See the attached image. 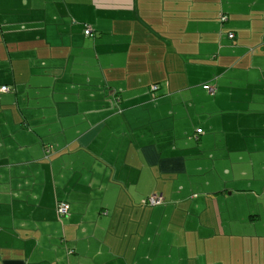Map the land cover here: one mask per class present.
I'll use <instances>...</instances> for the list:
<instances>
[{
    "label": "crops",
    "instance_id": "0c3cea01",
    "mask_svg": "<svg viewBox=\"0 0 264 264\" xmlns=\"http://www.w3.org/2000/svg\"><path fill=\"white\" fill-rule=\"evenodd\" d=\"M0 264H264V0H0Z\"/></svg>",
    "mask_w": 264,
    "mask_h": 264
},
{
    "label": "built area",
    "instance_id": "2783aa9c",
    "mask_svg": "<svg viewBox=\"0 0 264 264\" xmlns=\"http://www.w3.org/2000/svg\"><path fill=\"white\" fill-rule=\"evenodd\" d=\"M225 21V18H221V22L223 23ZM93 32H92V28L90 26H86V29H85V34L87 35H91ZM229 35V34H228ZM229 38L230 39H233L234 38V35L233 34H230L229 35ZM152 90L153 91H157L159 89V87L157 85H153L152 87ZM206 88L209 90L210 93L214 94L215 92V88L211 85H207ZM10 89L8 86H2L1 87V91L2 92H8ZM202 131L199 130L198 131V134H200ZM49 150H47L48 152ZM163 202V197L161 195H158V194H154V195H151L147 198V203L151 206H158L160 205L161 203ZM69 211H70V205L68 203H65V202H61L58 204L57 206V213L60 217H65L69 214Z\"/></svg>",
    "mask_w": 264,
    "mask_h": 264
},
{
    "label": "trees",
    "instance_id": "16d2710c",
    "mask_svg": "<svg viewBox=\"0 0 264 264\" xmlns=\"http://www.w3.org/2000/svg\"><path fill=\"white\" fill-rule=\"evenodd\" d=\"M84 34H85V31H84ZM85 35H86L87 37H90V36L93 35V33H92L91 35H87V34H85ZM153 85H157V86L159 87V89H160L159 84H153ZM153 85L150 86V90H151V93H152L153 97L155 98V97H156V96H155V93H156L159 89H158L157 91H153L152 88H151ZM206 86H207V85H205V87H206ZM9 89H10V88H9ZM208 91H209V90H208ZM211 94H212V93H211ZM212 95H214V94H212ZM150 196H151V195H150ZM148 197H149V196H148ZM148 197H147V198H148ZM162 197H163V196H162ZM147 198L145 199L143 205H145V206H150V207H155V206H151V205H149V204L147 203ZM163 199H164V198H163ZM163 203H164V200H163V202H162L161 204H163ZM161 204H160V205H161Z\"/></svg>",
    "mask_w": 264,
    "mask_h": 264
},
{
    "label": "rangeland",
    "instance_id": "374dc122",
    "mask_svg": "<svg viewBox=\"0 0 264 264\" xmlns=\"http://www.w3.org/2000/svg\"><path fill=\"white\" fill-rule=\"evenodd\" d=\"M221 18H225V21L223 22V23H225L226 21H227V18L225 17V16H221ZM221 18H220V22H221ZM222 23V22H221ZM230 34H233V32H229V35ZM208 85H211V84H208ZM152 195H154V194H152Z\"/></svg>",
    "mask_w": 264,
    "mask_h": 264
},
{
    "label": "bare ground",
    "instance_id": "6f19581e",
    "mask_svg": "<svg viewBox=\"0 0 264 264\" xmlns=\"http://www.w3.org/2000/svg\"><path fill=\"white\" fill-rule=\"evenodd\" d=\"M215 92H216V89H215ZM215 92H214V94H215Z\"/></svg>",
    "mask_w": 264,
    "mask_h": 264
},
{
    "label": "clouds",
    "instance_id": "9594fccd",
    "mask_svg": "<svg viewBox=\"0 0 264 264\" xmlns=\"http://www.w3.org/2000/svg\"><path fill=\"white\" fill-rule=\"evenodd\" d=\"M207 89V88H206ZM208 90V89H207Z\"/></svg>",
    "mask_w": 264,
    "mask_h": 264
}]
</instances>
